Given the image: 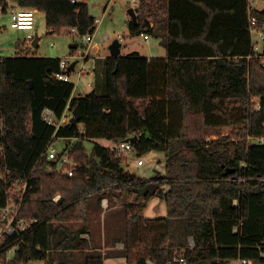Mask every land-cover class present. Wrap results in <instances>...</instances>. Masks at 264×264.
Masks as SVG:
<instances>
[{
    "label": "trees",
    "instance_id": "16d2710c",
    "mask_svg": "<svg viewBox=\"0 0 264 264\" xmlns=\"http://www.w3.org/2000/svg\"><path fill=\"white\" fill-rule=\"evenodd\" d=\"M16 1L44 11L53 33L96 30L85 1ZM249 7V0H139L129 29L161 38L167 56H107L102 93L74 95L73 82L55 77L61 57L37 55L21 42L16 55L0 56V205L27 178L19 216L38 219L6 237L0 260L13 247L12 264L46 260L51 251L88 250L91 237L83 234L90 229L91 199L110 193L124 197L120 254L131 263L180 264V254L186 264H231L240 257L264 264V143L250 142L264 138V63L250 32V15L262 25L264 9ZM78 104L76 124L43 118L46 107L61 118ZM228 125L232 131L221 135ZM134 136L137 155L165 152V174L158 177L169 189L159 183L155 193L145 192L156 177L130 175L124 154L85 145L86 139L116 145ZM61 137L81 138L70 153L73 175L48 158ZM156 196L167 215L147 217ZM105 255L91 251L80 264H104Z\"/></svg>",
    "mask_w": 264,
    "mask_h": 264
},
{
    "label": "rangeland",
    "instance_id": "374dc122",
    "mask_svg": "<svg viewBox=\"0 0 264 264\" xmlns=\"http://www.w3.org/2000/svg\"><path fill=\"white\" fill-rule=\"evenodd\" d=\"M89 5V11L95 18H102V22L97 24L96 30L92 35V44H97L91 48L89 56H79L76 52V47L86 49L87 39H83L79 33H73L71 27H63L60 31L50 33L46 23V14L44 11H37L36 13V30L35 37H40L38 48H32V51L40 56L51 57H65L70 56L71 64L78 61L75 69L71 71L70 81L76 86L74 95H86L92 90L96 89L102 93L105 91L104 87V59L110 55V44L115 39L124 38L121 40L122 54L128 55L134 51L139 52L145 57H165L167 56V48L161 38H157L149 33L133 34L129 29V22L131 15L129 9L133 7L137 12L136 5L131 0H81ZM255 7L261 8V3H254ZM151 25H154L153 18H149ZM0 56L9 57L16 55L18 43H23L27 30L15 29L10 25V18L8 16H0ZM74 51H72V46ZM24 48L27 46L23 45ZM256 108L259 104V97H254ZM71 111V110H70ZM68 110V113L70 112ZM57 124L67 123V121H58ZM1 125V119H0ZM232 126H224L220 133L226 135L232 131ZM210 138H216L212 136ZM75 138L61 137L58 138L52 147L58 151L64 150L68 146H72ZM252 143H264V138L250 137ZM99 143L106 147H112L114 143L107 138H95L85 140V145L88 151H91L93 146ZM115 146V145H114ZM142 159L143 164H139L138 160ZM162 170L159 169V167ZM166 165L165 152L161 150H150L142 156L137 155L133 151L126 156L124 167L126 172L138 178H153L161 174L164 175ZM107 193L95 194L91 199L89 224L92 228L93 240L90 242L91 246L100 247L102 250L95 249L94 252L105 253L104 264H134L129 262L121 253L122 244L116 243L113 238L124 235L125 225V203L124 197L119 194L104 195ZM99 196L110 200L111 205H115V209L109 211V204L107 207L99 205L97 200ZM102 198V200H103ZM153 199V200H152ZM145 210V215L149 216H163L166 208L165 201L156 196L152 198ZM103 202V201H102ZM163 204V207H161ZM161 207V208H160ZM120 220L119 226L113 228L110 226L111 220ZM106 221V222H105ZM113 242V243H112ZM92 250H76V251H51L46 260H33L30 264H59L61 261H66L67 264H80L85 258L86 254ZM13 255V253H10ZM152 263V262H151Z\"/></svg>",
    "mask_w": 264,
    "mask_h": 264
},
{
    "label": "built area",
    "instance_id": "2783aa9c",
    "mask_svg": "<svg viewBox=\"0 0 264 264\" xmlns=\"http://www.w3.org/2000/svg\"><path fill=\"white\" fill-rule=\"evenodd\" d=\"M79 0H71L72 3H76ZM132 3L136 6L139 5V0H131ZM254 3H261L262 9H264V0H249V9H259L261 8L255 7L253 5ZM36 8L31 7H22L19 5V3L16 0H0V16L5 15L10 18V25L12 28L15 29H21V30H27L26 38L23 42V44L27 47L33 46V41L35 39V30H36ZM102 22V18L97 17L95 18V25L97 27V24ZM71 31L73 33H80L78 27H71ZM250 32L253 39V46L256 55L262 59V62L264 63V24L259 23V19L254 16L250 15ZM83 39H87V47L86 49H80L79 46L76 47V52L79 56L88 57L91 48L93 46H97V44H92V35L93 33L89 32L86 34H81ZM121 40H124V38H121ZM78 61H76L77 65ZM76 65L73 69H75ZM71 66V60L70 56H65L61 58L60 61V71L55 74V77L62 80H68L70 81L71 71L73 69L70 68ZM259 108V106H258ZM68 108L66 109L65 113L61 118H58L53 110L51 108L46 107L43 111V118L49 122V123H55L58 121H70V118L72 117V111L68 113ZM81 139L79 137L75 138V140ZM72 146L66 147L62 151H58L55 147L50 146L48 149V158L51 160H57L58 167L63 168L64 172L68 173L69 175H73L75 171V164L71 153ZM113 151H116L119 154H124L127 156V154L135 151L133 142L129 140H122L120 143L116 144L111 148ZM139 164H143L144 161L140 158L138 160ZM67 165V166H66ZM159 167V165H158ZM160 170L162 168L159 167ZM165 171V169H164ZM165 174V172H164ZM4 174L0 172V177L2 178ZM22 185L17 182L18 185L17 189L10 190V197L7 201V203L3 206L0 205V246L4 243L6 237L8 235L13 234L15 231H23L31 226L32 223L38 221L37 218L28 220L23 217L19 216V210L21 202L24 199V195L26 193V189L28 187V179L27 178H21L20 179ZM158 183H162V188L167 190L170 188V184L163 181L159 178L157 180ZM15 184V185H16ZM61 197L60 194H57L54 196V200H59ZM103 206H108V199L103 200ZM237 203V201H236ZM191 243L193 244V240L191 239ZM10 253H13V255H10ZM15 253V247L11 248L5 259L0 260V264H12L11 261L13 259ZM264 255V253H263ZM175 261L179 262L180 264H186V258L182 255H176ZM231 264H253L252 260L247 257H240L236 259Z\"/></svg>",
    "mask_w": 264,
    "mask_h": 264
},
{
    "label": "water",
    "instance_id": "95a60500",
    "mask_svg": "<svg viewBox=\"0 0 264 264\" xmlns=\"http://www.w3.org/2000/svg\"><path fill=\"white\" fill-rule=\"evenodd\" d=\"M129 13L132 17V19L134 21H137V12L135 11V9L133 7H131L129 9ZM50 33H53L52 31H50ZM39 40H40V37L38 35H36L34 41H33V46L35 48H38L39 46ZM110 56H120L121 55V41L120 39H115L111 44H110ZM76 65V61L73 62L70 66L71 69L74 68V66ZM30 83L32 84V81H30ZM81 116H82V111H81V107L80 105H76L72 111V117L70 118V123L72 124H76L78 123L80 120H81ZM126 140H129V141H132V142H135L137 140V137L134 136V137H130ZM229 172H232L233 170L232 169H228ZM159 179V177L157 176L155 178L154 181H151L146 189H145V192L146 191H151L153 193H155L157 191V189L159 188V183L157 182V180Z\"/></svg>",
    "mask_w": 264,
    "mask_h": 264
},
{
    "label": "crops",
    "instance_id": "0c3cea01",
    "mask_svg": "<svg viewBox=\"0 0 264 264\" xmlns=\"http://www.w3.org/2000/svg\"><path fill=\"white\" fill-rule=\"evenodd\" d=\"M134 7H135V5H134ZM136 8V7H135ZM121 41V40H120ZM121 54H122V44H121ZM75 88H76V86H75ZM114 146V145H113ZM112 146V147H113ZM111 147V148H112ZM154 198H156V197H154ZM158 198V197H157ZM104 199H107V198H103V200ZM102 200V201H103ZM153 200V199H152ZM161 201H164V200H162L161 199ZM166 203V202H165ZM108 204H109V211H111V210H113V209H115V205H111V203H110V200H108ZM101 206H103V203H101ZM161 207H163V204H162V206ZM160 207V208H161ZM112 212V211H111ZM162 213H164V215L163 216H165V215H167V204H166V208L164 209V212H162ZM149 217H154V216H149ZM157 217H159V216H157ZM119 221L120 220H118V218H117V220H111L110 221V223H108V224H110V226L109 227H113V228H116V227H118L119 226ZM106 222V221H105ZM92 232H93V230H92V228L90 227V229H89V231L87 232V233H84L83 234V236L84 237H91V241L93 240V236H92ZM114 239V241H116V243H120V244H122V249H123V247H124V242H123V238L122 237H118V236H116L115 238H113ZM113 243V242H112ZM95 249H98V250H102V248H100V247H95V246H90V248L88 249V250H95ZM122 249H120V250H122ZM79 251V250H78Z\"/></svg>",
    "mask_w": 264,
    "mask_h": 264
}]
</instances>
